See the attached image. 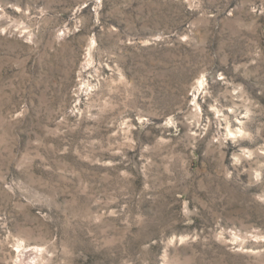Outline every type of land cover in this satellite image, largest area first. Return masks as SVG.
I'll return each instance as SVG.
<instances>
[{
	"label": "rangeland",
	"instance_id": "rangeland-1",
	"mask_svg": "<svg viewBox=\"0 0 264 264\" xmlns=\"http://www.w3.org/2000/svg\"><path fill=\"white\" fill-rule=\"evenodd\" d=\"M0 264H264V0H0Z\"/></svg>",
	"mask_w": 264,
	"mask_h": 264
}]
</instances>
